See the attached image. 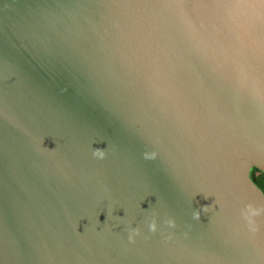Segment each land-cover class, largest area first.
Instances as JSON below:
<instances>
[{
    "label": "water",
    "instance_id": "95a60500",
    "mask_svg": "<svg viewBox=\"0 0 264 264\" xmlns=\"http://www.w3.org/2000/svg\"><path fill=\"white\" fill-rule=\"evenodd\" d=\"M258 174L264 0H0V264H264Z\"/></svg>",
    "mask_w": 264,
    "mask_h": 264
},
{
    "label": "clouds",
    "instance_id": "9594fccd",
    "mask_svg": "<svg viewBox=\"0 0 264 264\" xmlns=\"http://www.w3.org/2000/svg\"><path fill=\"white\" fill-rule=\"evenodd\" d=\"M93 156L98 159H104L106 158L108 152L107 149L102 148H94L93 149ZM143 156L146 160H154L158 156V152L156 151H145L143 153ZM204 211H209V208L206 206L204 208ZM111 214V213H110ZM200 211L196 210L193 212V218L195 220H199L200 218ZM242 215L247 221V227L248 229L253 233H258L261 230V224L257 221L256 217L264 215V207H256L253 203H248L243 209H242ZM165 223L170 228H175L177 226V221L174 217L169 216ZM148 228L151 233H156L160 229V225L157 222V219L153 217L150 222L148 223ZM128 240L130 242H135L136 237L141 234V228L140 227H132L129 226L128 229Z\"/></svg>",
    "mask_w": 264,
    "mask_h": 264
},
{
    "label": "flooded vegetation",
    "instance_id": "af4514ba",
    "mask_svg": "<svg viewBox=\"0 0 264 264\" xmlns=\"http://www.w3.org/2000/svg\"><path fill=\"white\" fill-rule=\"evenodd\" d=\"M258 181L260 182V184L262 185V187L264 188V177L261 176V174L257 175Z\"/></svg>",
    "mask_w": 264,
    "mask_h": 264
},
{
    "label": "trees",
    "instance_id": "16d2710c",
    "mask_svg": "<svg viewBox=\"0 0 264 264\" xmlns=\"http://www.w3.org/2000/svg\"><path fill=\"white\" fill-rule=\"evenodd\" d=\"M262 176V175H261Z\"/></svg>",
    "mask_w": 264,
    "mask_h": 264
}]
</instances>
